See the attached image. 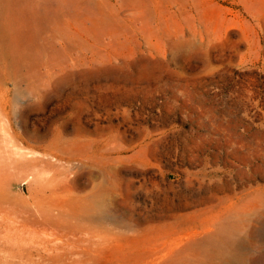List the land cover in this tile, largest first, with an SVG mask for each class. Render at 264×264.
Returning a JSON list of instances; mask_svg holds the SVG:
<instances>
[{"label":"rangeland","instance_id":"rangeland-1","mask_svg":"<svg viewBox=\"0 0 264 264\" xmlns=\"http://www.w3.org/2000/svg\"><path fill=\"white\" fill-rule=\"evenodd\" d=\"M0 264H264V0H0Z\"/></svg>","mask_w":264,"mask_h":264},{"label":"bare ground","instance_id":"bare-ground-1","mask_svg":"<svg viewBox=\"0 0 264 264\" xmlns=\"http://www.w3.org/2000/svg\"><path fill=\"white\" fill-rule=\"evenodd\" d=\"M15 202H17V201H15ZM14 205V204H13ZM26 208V207H25ZM35 216V215H34Z\"/></svg>","mask_w":264,"mask_h":264}]
</instances>
